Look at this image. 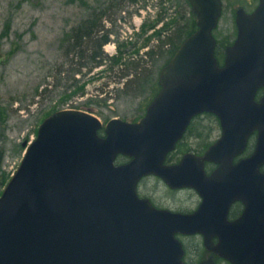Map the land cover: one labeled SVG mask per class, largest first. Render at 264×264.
Returning <instances> with one entry per match:
<instances>
[{
  "label": "water",
  "instance_id": "obj_1",
  "mask_svg": "<svg viewBox=\"0 0 264 264\" xmlns=\"http://www.w3.org/2000/svg\"><path fill=\"white\" fill-rule=\"evenodd\" d=\"M190 3L197 29L162 67L161 89L145 116L104 124L93 109H61L23 143L24 158L0 196V264H187L178 233H203L205 245L233 264H264V94L257 99L264 87V0L253 13L237 10L238 36L223 65L213 33L222 0ZM203 112L220 118L221 138L202 156L165 164ZM255 130L254 155L234 164ZM119 154L131 160L116 164ZM206 161L221 166L208 174ZM150 174L197 189L201 207L191 214L156 208L137 191ZM238 199L247 204L238 220L215 212ZM215 233L223 250H215Z\"/></svg>",
  "mask_w": 264,
  "mask_h": 264
},
{
  "label": "rangeland",
  "instance_id": "obj_2",
  "mask_svg": "<svg viewBox=\"0 0 264 264\" xmlns=\"http://www.w3.org/2000/svg\"><path fill=\"white\" fill-rule=\"evenodd\" d=\"M122 3L125 11L113 15L116 24L110 19L103 21L106 27L119 31L104 46L110 57L120 54L122 48L124 59H138L148 46L159 44L157 31H162L161 38L165 39L196 18L190 0ZM109 4V0H0V195L22 162L26 151L23 143L37 137L40 124L51 113L64 108L93 109L104 122L113 117L136 122L145 115L153 100L155 81L159 83L160 71L167 64L169 45L149 59L151 80L139 94L133 88L131 93L124 91L127 78L120 77L121 65L111 67L112 59L72 78L78 59L66 55L64 37L72 27ZM242 6L250 11L254 8L246 0H223L222 16L215 29L221 49L236 37L237 10ZM194 125L198 126V138L189 134L180 150L189 147L206 151L215 141L214 116H200ZM146 184L154 186L155 182L147 180ZM187 196L180 202L184 197L180 193L177 202L192 206L194 197ZM188 252L194 263L208 259L207 250ZM219 264L231 263L219 256Z\"/></svg>",
  "mask_w": 264,
  "mask_h": 264
},
{
  "label": "flooded vegetation",
  "instance_id": "obj_3",
  "mask_svg": "<svg viewBox=\"0 0 264 264\" xmlns=\"http://www.w3.org/2000/svg\"><path fill=\"white\" fill-rule=\"evenodd\" d=\"M246 3L250 6H254V8L250 11L247 7H244L247 12L252 13L259 5L260 0H246ZM243 7V6H242ZM238 32L236 33L237 37ZM235 37V39H236ZM235 39L231 42L233 43ZM218 47H220L218 49ZM226 47L223 46V49H221L220 41L217 39V56L221 58L220 62L223 63L225 56H226ZM264 93V87L261 88L260 94ZM212 113H201L194 117L187 128V131L185 132L184 136L182 139L179 140L177 143L175 149L171 152H169L165 158V164L167 165H173L180 163L182 158L184 157L185 154L187 153H194L196 155L202 156L206 151L200 152L199 150L195 149H188L189 147H184V150H180L182 146H184V141L188 138L189 134L190 137H197L199 135L198 126L195 128L196 125L195 121L203 115H209ZM214 115V114H213ZM210 116V115H209ZM215 141L219 140L223 134V126L221 123L220 118L215 114ZM195 131V132H194ZM193 133V134H192ZM258 136H259V131L255 130L253 131L247 141L246 148L238 153L234 159L233 163L237 164L243 159H248L252 157L256 151V145L258 141ZM212 142L211 144H213ZM210 144V145H211ZM209 145V146H210ZM207 150V148H206ZM131 160L130 157L120 155V157L117 159V164H123L127 163ZM221 166V163L219 162H210L206 161L205 163V169L208 174H211L214 170L216 171L219 167ZM260 171L264 173V163L260 165ZM147 180H153L155 182L154 186L147 185L146 181ZM137 190L139 193V196L142 198H147L151 201V203L159 208V209H168L173 212H178V213H183V214H191L197 211L202 203H203V197L202 195L197 191V189L192 188V187H180V188H174L171 187L162 177L156 175V174H150L143 176L138 185H137ZM183 194V198L180 197V202L183 200L185 201L187 199V195L193 196V204L192 206L189 204H184V203H178L179 194ZM247 209V204L242 201V200H234L232 203L229 205L228 209L225 205L221 206L218 205L215 207V212L218 214L223 213L226 210V221L228 223L234 222L238 220L246 211ZM262 211L264 212V206H262ZM178 237L182 240L184 250H185V255L184 259L187 262V264H198L194 263L192 261V257L188 250H207L206 256L207 258L213 256L214 259L216 260L217 264H219V256L215 255L213 252H210L204 242L205 235L203 233H194V234H183V233H178ZM213 241L215 243V250H223V247L221 246V236L219 233H215L213 236Z\"/></svg>",
  "mask_w": 264,
  "mask_h": 264
},
{
  "label": "trees",
  "instance_id": "obj_4",
  "mask_svg": "<svg viewBox=\"0 0 264 264\" xmlns=\"http://www.w3.org/2000/svg\"><path fill=\"white\" fill-rule=\"evenodd\" d=\"M122 1L118 0L114 2L113 0H109L110 4L105 8H102L100 11H95L87 20H83L78 25L72 27L64 37L66 55L69 56L73 54V56L78 59L76 61L77 66L72 72V78H74L77 73H83L84 70H86L85 73H90L95 68L103 65L107 59H112L111 67L121 65L122 73L120 77L127 78L124 83V91L131 93L130 88H133L135 91L134 93L139 94L143 91L145 84L151 80L152 70L148 68L150 66H147L149 59L154 58L158 53H163V51H165L163 48L169 45L166 50L168 52L167 63L179 48L182 41L196 30L197 23L196 18L192 17L190 22L184 26H180L174 33L167 36L165 39L161 38L162 31H157L156 35L160 37L159 44L155 45L154 48L148 46L145 55H142L138 59H124V51L122 48L120 49V54L110 57L105 52L104 46L111 41L112 34L115 33L118 35L119 31L113 26L106 27L103 21L110 19L116 24V18H114L113 15L125 11V3H122ZM150 38H148V41ZM148 41L145 42V46ZM219 48L220 47H218V49ZM137 52L139 53L140 50L137 49ZM1 54L0 52V57L2 56ZM218 59L219 61L221 60L219 57ZM159 90L160 84L158 81H155V93L153 98L157 95ZM209 115L214 116L213 114Z\"/></svg>",
  "mask_w": 264,
  "mask_h": 264
}]
</instances>
